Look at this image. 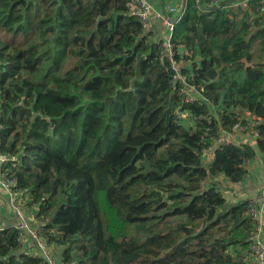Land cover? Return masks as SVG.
Wrapping results in <instances>:
<instances>
[{"label": "trees", "instance_id": "1", "mask_svg": "<svg viewBox=\"0 0 264 264\" xmlns=\"http://www.w3.org/2000/svg\"><path fill=\"white\" fill-rule=\"evenodd\" d=\"M227 1L184 0L175 57L202 88L188 104L130 0H0L2 173L58 264H246V202L218 181L264 155V68L240 62H264V0ZM236 122L255 149L214 146ZM0 264L47 263L12 228Z\"/></svg>", "mask_w": 264, "mask_h": 264}, {"label": "built area", "instance_id": "2", "mask_svg": "<svg viewBox=\"0 0 264 264\" xmlns=\"http://www.w3.org/2000/svg\"><path fill=\"white\" fill-rule=\"evenodd\" d=\"M248 1L239 0L237 4L242 8H246ZM195 3L197 6H201L202 0H195ZM129 4L132 14L139 20L142 29L150 34L152 42L158 47V59L167 61L170 64V69L172 70L171 81L173 85L178 86L182 101L188 104L196 103L199 98H202V88L197 89L189 82L188 71L191 67V61L182 56L176 59L177 52L172 40L176 23L171 19L179 17L178 15L184 7V0H179L175 4L162 9H155L148 0H130ZM152 17L163 22L166 30V35L163 39L159 38L152 29ZM183 113L185 117H189L188 113ZM257 135V131L253 130L252 127L236 122L228 132L221 131V135L214 141V146L231 142L236 144L247 142L250 147L255 148ZM205 152L206 150L202 151V153ZM14 160H16L14 155L0 152V188L6 193V204L9 206L15 220L13 229L17 231L18 242L23 246L29 240H32V249L27 252L29 255L38 256L47 264H58L51 252L52 248L53 250L55 249L54 245L49 244L47 239L40 236L39 223L26 207L27 198L21 197L14 192L16 179L8 177L7 173H2L4 172L2 167L9 161ZM229 192L236 194L234 189ZM245 202L246 215L249 216L253 223L249 250L245 256L246 264H264V184L259 186L255 193L248 197Z\"/></svg>", "mask_w": 264, "mask_h": 264}, {"label": "crops", "instance_id": "3", "mask_svg": "<svg viewBox=\"0 0 264 264\" xmlns=\"http://www.w3.org/2000/svg\"><path fill=\"white\" fill-rule=\"evenodd\" d=\"M177 1L179 0H169L168 2L166 1L164 6L157 2L149 1V3L155 9H162L164 7L175 4ZM151 22L152 29L157 33V36L159 38L163 39L166 35V30L163 22L159 19H156L155 17L151 18ZM245 168L247 172L243 179L238 183H229V185H227L228 187H225L226 182H223L225 181L224 179L218 181V184L224 185V189H227L226 191L224 190L223 196L228 202H231L233 200L245 201L248 197L255 193L259 186L264 184V155L258 154L257 152L254 158L246 162ZM231 189H234L236 191L235 195L229 192ZM14 221L15 220L13 214L9 206L6 204V193L2 188H0V230L12 229ZM23 246L28 252L30 249H32V240H29V242L27 244H24Z\"/></svg>", "mask_w": 264, "mask_h": 264}, {"label": "water", "instance_id": "4", "mask_svg": "<svg viewBox=\"0 0 264 264\" xmlns=\"http://www.w3.org/2000/svg\"><path fill=\"white\" fill-rule=\"evenodd\" d=\"M235 0H228L226 2V4H229V3H232L234 2ZM182 15V11L180 12V14L178 15L179 17ZM179 17H175V18H172L171 20L174 22V23H177ZM241 63L244 64V67H252V68H264V62H249L247 61L246 58H242L240 60ZM237 113L239 114H243L244 113V110L240 109L237 111Z\"/></svg>", "mask_w": 264, "mask_h": 264}, {"label": "rangeland", "instance_id": "5", "mask_svg": "<svg viewBox=\"0 0 264 264\" xmlns=\"http://www.w3.org/2000/svg\"><path fill=\"white\" fill-rule=\"evenodd\" d=\"M63 249V248H62ZM61 251L59 250V248H56L53 250V248L51 249L52 252V256L53 258H55L56 263H58L60 261V255H61ZM54 253V254H53Z\"/></svg>", "mask_w": 264, "mask_h": 264}, {"label": "clouds", "instance_id": "6", "mask_svg": "<svg viewBox=\"0 0 264 264\" xmlns=\"http://www.w3.org/2000/svg\"><path fill=\"white\" fill-rule=\"evenodd\" d=\"M179 18H180V17H179ZM178 21H179V19H178ZM178 21H177V22H178ZM176 24H177V23H176Z\"/></svg>", "mask_w": 264, "mask_h": 264}]
</instances>
